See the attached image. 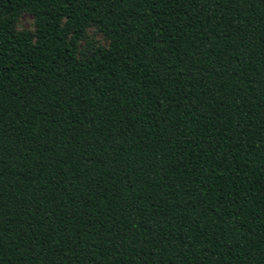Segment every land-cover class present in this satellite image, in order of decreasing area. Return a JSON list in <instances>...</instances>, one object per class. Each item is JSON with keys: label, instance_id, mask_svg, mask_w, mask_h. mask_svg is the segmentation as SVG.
<instances>
[{"label": "trees", "instance_id": "1", "mask_svg": "<svg viewBox=\"0 0 264 264\" xmlns=\"http://www.w3.org/2000/svg\"><path fill=\"white\" fill-rule=\"evenodd\" d=\"M0 264H264V0H0Z\"/></svg>", "mask_w": 264, "mask_h": 264}, {"label": "rangeland", "instance_id": "2", "mask_svg": "<svg viewBox=\"0 0 264 264\" xmlns=\"http://www.w3.org/2000/svg\"><path fill=\"white\" fill-rule=\"evenodd\" d=\"M33 28V20L28 14H23L18 22V29L31 30ZM88 38L100 46H106V40L93 28L88 30Z\"/></svg>", "mask_w": 264, "mask_h": 264}]
</instances>
